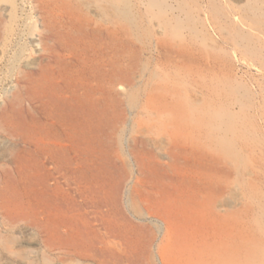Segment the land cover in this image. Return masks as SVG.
I'll list each match as a JSON object with an SVG mask.
<instances>
[{
    "label": "rangeland",
    "instance_id": "374dc122",
    "mask_svg": "<svg viewBox=\"0 0 264 264\" xmlns=\"http://www.w3.org/2000/svg\"><path fill=\"white\" fill-rule=\"evenodd\" d=\"M49 2L60 28L69 27L64 7L74 6L83 24L77 44L103 46L104 59L118 60L122 70L120 83L109 86L113 96L96 100L109 142L107 175L121 181L124 215L115 220L132 222L139 234L135 262L122 241L110 239L126 255L119 264H174L182 257L169 207L156 203L181 194L188 206L195 195L210 198L205 208L232 215L237 239L246 233L249 246L234 264H264V0ZM42 4L0 0L1 184L21 147L7 124L38 122L41 106L29 98L53 64L39 37ZM49 249L37 226L8 231L0 215V264H101Z\"/></svg>",
    "mask_w": 264,
    "mask_h": 264
},
{
    "label": "bare ground",
    "instance_id": "6f19581e",
    "mask_svg": "<svg viewBox=\"0 0 264 264\" xmlns=\"http://www.w3.org/2000/svg\"><path fill=\"white\" fill-rule=\"evenodd\" d=\"M40 2L47 15L39 37L53 64L46 67L49 73L39 94L29 98L41 106L38 122L22 127L7 124L21 147L15 155V169L3 170L6 182L0 183V215L8 231L27 223L37 226L48 248L63 256L123 263L124 254L115 251L110 239H119L127 252L133 251L136 241L131 231L136 228L132 222L123 225L115 220L122 215L121 181L107 175L109 142L98 121L103 114L96 101L112 95L109 86L120 83L122 70L118 60L104 59L103 46L96 51L77 44L75 30L83 31V24L74 6L64 7L69 27L60 28L51 2ZM66 53L71 55L68 60ZM15 98L18 101L19 96ZM153 104L152 95L148 106ZM210 180L208 186H214V179ZM169 197L156 203L169 207L170 231L178 241L177 255L182 256L173 258L174 264H234L237 255H245L246 233L242 231L237 239L232 215L205 208L211 206L210 198L200 200L195 195L188 206L183 194L176 200ZM145 198L154 203L149 196ZM132 251L126 254L135 262Z\"/></svg>",
    "mask_w": 264,
    "mask_h": 264
}]
</instances>
